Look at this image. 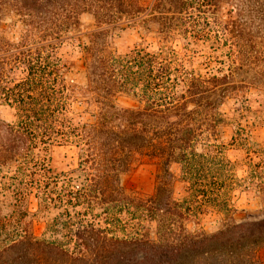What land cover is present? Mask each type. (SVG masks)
<instances>
[{
  "label": "trees",
  "instance_id": "1",
  "mask_svg": "<svg viewBox=\"0 0 264 264\" xmlns=\"http://www.w3.org/2000/svg\"><path fill=\"white\" fill-rule=\"evenodd\" d=\"M229 1L152 0L144 7L140 0H0V103L13 110L11 122L0 121V174L2 189L15 202L13 215L0 214L1 257L13 253L19 261L35 255L37 264H49L51 256L61 264H86L99 256L100 264H183L190 254L238 257L245 246L253 250L264 244V214L224 221L211 233L190 232L183 225L204 206L225 220L233 211L220 107L236 84L225 75L196 73L174 47L181 40L188 51L190 38L201 37L197 29L191 31L200 16ZM234 5L237 21H226L225 30L235 29L254 7ZM84 13L93 24L83 34L81 61L73 72L57 46ZM124 22L145 31L154 26L156 49L114 53L109 39ZM118 96L131 104L118 107ZM72 104L86 115L76 124L68 116ZM64 144L77 149V166L63 178L52 176L47 152ZM144 162L163 167L154 193L145 200L124 196L119 176ZM171 163L179 164L180 178L188 184L181 201L171 197ZM32 193L37 212L56 211L43 233L53 235L51 240L35 238L26 222L23 203ZM133 203L155 226L157 241L143 234L112 235L113 212ZM115 244L121 247L113 252Z\"/></svg>",
  "mask_w": 264,
  "mask_h": 264
},
{
  "label": "rangeland",
  "instance_id": "2",
  "mask_svg": "<svg viewBox=\"0 0 264 264\" xmlns=\"http://www.w3.org/2000/svg\"><path fill=\"white\" fill-rule=\"evenodd\" d=\"M152 0H140L142 6L147 7ZM251 3L249 12L243 14L237 27L225 30L228 20L237 21L236 13L231 10L235 3L245 6ZM194 14L195 12L192 11ZM199 24L192 30L200 32V39L192 37L189 41V50L181 48L183 41H176L174 47L181 54H186V66L196 73L205 76L225 75L235 82L236 89L226 98L220 111L226 122L223 127L222 142L223 155L230 163V172L233 175L232 187L228 190L227 197L232 208L228 220L211 207H202L196 214L184 221V226L190 232H214L227 223L239 222L246 218H257L264 214V0H230L229 3L220 5L214 14L200 16ZM93 19L89 14L79 17L77 27L63 36L57 46V54L62 62L70 65L75 72L81 61V44L84 42L83 34L91 30ZM138 24V23H137ZM193 27V25H192ZM154 26L145 31L139 24L125 23L119 30L113 32L109 45L114 53L123 54L134 48L154 51L156 39L153 34ZM231 30V31H230ZM12 34V33H10ZM9 34V36H10ZM78 79V76H75ZM118 107L126 108L131 101L126 96H118ZM68 116L74 124L83 121L86 115L81 106L72 104ZM13 110L0 103V121L11 122ZM239 130L238 143H232L231 138L236 137ZM77 149L64 144L53 146L47 152V167L52 176L67 175L77 166ZM173 176L172 198L181 201L188 193V184L180 178V166L171 163L168 167ZM163 167L155 163L144 162L134 165V168L119 176V185L124 188V196L145 200L152 196L157 176L162 174ZM0 174V214L13 215L15 202L11 194L2 189L3 179ZM163 181L167 176H163ZM137 202V201H136ZM35 196L28 195L23 206L28 210L26 222L37 239L51 240L53 235H45L46 223L56 214L53 210L48 215L37 212ZM124 206V212L115 210L112 214L114 229L112 235L133 237L143 234L144 238L157 241L155 226L146 221V212L138 203ZM113 228V227H112ZM179 224L175 226L178 232ZM59 239L60 235H55ZM114 250L118 249L115 244ZM241 256L190 254L183 259V264H264V244L256 249L245 246ZM17 258V257H16ZM49 264H61L63 260L51 256L47 258ZM100 256L91 258L86 264H100ZM99 262V263H98ZM40 258L27 255L21 260H16L13 253L0 256V264H37ZM111 263V262H110ZM77 264H81L77 262Z\"/></svg>",
  "mask_w": 264,
  "mask_h": 264
}]
</instances>
